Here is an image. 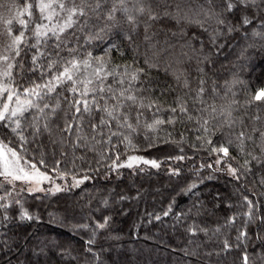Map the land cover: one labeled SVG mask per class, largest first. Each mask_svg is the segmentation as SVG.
Returning <instances> with one entry per match:
<instances>
[{
	"label": "snow or ice",
	"instance_id": "6c2138e0",
	"mask_svg": "<svg viewBox=\"0 0 264 264\" xmlns=\"http://www.w3.org/2000/svg\"><path fill=\"white\" fill-rule=\"evenodd\" d=\"M125 42L131 59L116 63L112 53L123 56ZM226 44L237 47L241 58L250 49L264 51V0H0V259L23 242L30 257L21 264H49L50 252L68 264H99L111 248L100 241L120 239L108 231L110 214L72 226L74 236L88 232L82 252L73 254L70 244L19 233L23 225L40 222L26 207L25 194L79 187L101 168L117 174L141 164L158 169L155 159L127 155L138 150L141 137L149 147L180 145L190 133L199 142L191 147L216 157L206 166L229 176L237 191L250 192L249 178L264 187V124L242 111L252 101L237 99L243 81L236 73L223 83L213 78L212 50L219 53ZM153 69L163 73V82ZM167 92L175 95L165 105L160 97ZM262 99L264 89L252 97ZM177 125L183 128L179 139L173 136ZM170 174L179 175V169ZM46 182L51 187L44 188ZM198 183L203 178L182 191L192 192ZM109 196L100 198L97 211L109 207ZM219 197L217 192L214 200ZM227 206L243 211L215 227L200 218L203 201L176 215L178 222L188 221L186 264H224L236 250L239 264H264V193H242ZM171 211L169 205L163 215Z\"/></svg>",
	"mask_w": 264,
	"mask_h": 264
},
{
	"label": "trees",
	"instance_id": "16d2710c",
	"mask_svg": "<svg viewBox=\"0 0 264 264\" xmlns=\"http://www.w3.org/2000/svg\"><path fill=\"white\" fill-rule=\"evenodd\" d=\"M16 2L22 3L23 0H16ZM189 31L194 32L197 29L191 28ZM124 48L123 56L116 51L112 53L114 62L120 63L131 59L132 53L127 48L126 42ZM207 48H211V45H207L206 50ZM212 51L215 61L213 78L223 83L225 79H232V74L236 73L243 81L242 84L237 85V99L241 104L245 100L252 101L251 105L246 106L242 111H247L248 117L259 116L260 123L264 124V99L252 100L258 91L264 89V51L250 49L244 58L240 57L237 47L230 48L227 44L219 53L215 49ZM141 52H143L142 43ZM141 66H143L142 60ZM194 68L193 63V86H195L196 76ZM151 73L153 77L160 76L163 82L162 72L157 73L153 69ZM167 80L171 83V77ZM174 95L173 92H167L160 97V100L167 105L172 102ZM181 131L183 128L177 125L173 136L179 139L178 133ZM215 139L214 137L213 140ZM193 143L198 144L199 142L190 133L185 136V142L180 145L172 142L158 143L154 147H149L147 141L141 137L136 141L138 150L130 151L127 155L155 159L160 162L158 169L140 165L132 169L120 168L117 174V172L101 168L95 174L88 173L94 178L85 181L79 187L61 191L55 195L45 192L34 193L32 196L25 194L26 207L40 217V222L23 225L19 228V233L24 234L30 231L39 240L54 238L60 242L61 247L70 244L75 254L77 250L82 252L84 239H87L88 232L81 231L79 235L74 236L71 232L72 226L83 223L92 224L102 215L110 214L112 223L108 231L113 235H119L120 239L110 242L100 241L105 244L106 248L109 245L111 248L102 253V261L99 264H186L182 249L187 243L184 225L188 221L183 224L178 222L177 214L187 212L193 202L203 201L204 211L200 218H206L207 222L215 227L217 223H223L224 218L232 213L243 211L227 206L229 203L235 205L242 193H264V187L258 183L254 184L252 178L246 182L250 192H246L245 189L237 191V183L229 176L221 172H213V169L206 166L216 159L215 155L210 156L203 149L191 147ZM181 147L183 152L180 151ZM121 148L123 149V146ZM89 156L91 157L92 153H89ZM178 156H184L185 159H175ZM39 158V156L36 157L37 160ZM56 158H59L58 153ZM125 158L124 155L121 156V160ZM45 159L50 168L54 163L51 149L48 150ZM79 164L80 162L77 161V165ZM202 164L205 167L201 168ZM87 166V164L83 165V167ZM93 167H95L94 162ZM215 167L216 165H213V168ZM172 169H179V175H171ZM42 170L47 171L48 169ZM201 178H203V183H198L192 192L185 194L182 191L189 184ZM217 192L220 193L219 201L214 200ZM121 195L129 199L121 201L119 199ZM103 196H109V207L97 211L99 200ZM35 197H40V199ZM217 203L219 207H216ZM169 205H172V211L168 216H164L163 213ZM156 216L160 219L157 220ZM258 227L257 222V224L250 225L247 230L252 233ZM229 236L230 239L234 238V229L229 232ZM13 248L15 250L12 253L0 259V264H8L9 260L11 264H21L25 262V257H30L28 248L23 242L20 247L13 245ZM238 256L239 251H234L229 254L224 264H234V261L235 264H239ZM48 259L49 264H68L67 261L61 260L55 252H50Z\"/></svg>",
	"mask_w": 264,
	"mask_h": 264
},
{
	"label": "rangeland",
	"instance_id": "374dc122",
	"mask_svg": "<svg viewBox=\"0 0 264 264\" xmlns=\"http://www.w3.org/2000/svg\"><path fill=\"white\" fill-rule=\"evenodd\" d=\"M141 165H143V164H141ZM146 166H149V165H146ZM56 183H57V184H63V181H61V182H56ZM42 186H43L44 188H49V187H51V185L48 184L47 182L44 183ZM36 193H40V192H36Z\"/></svg>",
	"mask_w": 264,
	"mask_h": 264
}]
</instances>
